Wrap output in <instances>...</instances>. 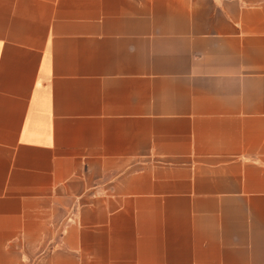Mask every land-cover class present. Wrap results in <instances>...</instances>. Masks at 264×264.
<instances>
[{
	"label": "crops",
	"instance_id": "crops-1",
	"mask_svg": "<svg viewBox=\"0 0 264 264\" xmlns=\"http://www.w3.org/2000/svg\"><path fill=\"white\" fill-rule=\"evenodd\" d=\"M0 264H264V0H0Z\"/></svg>",
	"mask_w": 264,
	"mask_h": 264
}]
</instances>
